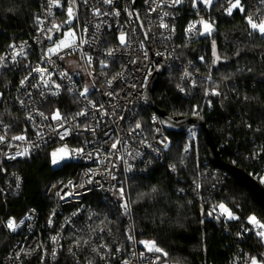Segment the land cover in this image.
Returning <instances> with one entry per match:
<instances>
[{
	"label": "built area",
	"instance_id": "2783aa9c",
	"mask_svg": "<svg viewBox=\"0 0 264 264\" xmlns=\"http://www.w3.org/2000/svg\"><path fill=\"white\" fill-rule=\"evenodd\" d=\"M60 3L61 7L52 8V15H48V0H38L36 18L40 17L43 24H38L35 19L32 33L16 44L25 45L26 57H18L16 63L9 59L5 62L6 67H0V74L21 71L13 85L12 99L16 111L22 115L24 122L21 129H16L15 123L7 125L0 123V136H5L4 143H0V190H2L0 203L5 206L6 212L7 199L20 196L24 188L23 175L15 169L6 171V166L30 161L47 148L51 155L62 147L68 150L83 149V152L76 153L71 159L62 160L58 164L52 163V170L66 165H73L75 169L65 180L51 182L47 186L45 194L52 201V206L45 217L35 207H29L23 218L16 222L18 227L15 231L8 229V221L1 222L6 234L13 239L12 246L4 256L3 264H23L25 260L32 258H36V264H47L58 260L63 252H66L76 264H89V261L92 264H123L124 260H128L129 264H153L159 254L148 252L144 245L139 243L132 209L129 207V213L125 214L122 207L125 199L121 198L120 193L115 194L116 190L125 189L129 178L150 177L157 166L166 163L167 155L172 149V141L167 136L160 116L148 104V86L158 68L164 67V73L178 70L179 84L176 91L180 97L188 99L194 96L201 82L217 84L208 91L203 109H213L214 101L217 100L218 106L224 112L222 102L230 99L231 84L226 79L217 83L213 75L203 69L206 63L204 57L184 62L178 56L179 36L182 35L188 41L193 39L202 25L196 23L197 31L187 33L189 24L198 22L201 18L205 20V12L201 11L199 4L193 7L192 14L184 23L182 12L184 0L176 7L164 6L157 8L156 11H150L154 6L152 0L147 2L139 0L137 13L147 33L145 39L133 11V0H114L112 5H105L101 0H88L87 4L80 0L81 9L79 8L77 13L76 22L72 27L64 29L61 37L54 41L64 39V33L73 29L78 38L83 37L87 42L71 55L61 52L63 59L52 55L51 61H48L45 59V53L53 43L49 44V40L40 29L46 30L53 22L64 20L67 5H64L62 0ZM93 8H100L102 12L119 11L120 15L96 17L92 14ZM257 8L260 9V15H264V5H260L259 0H255L251 10L255 12ZM165 11L169 13L164 17V23L169 25L167 29L159 26L160 16ZM121 31L128 34L126 46L119 44L118 36ZM54 33L55 31L51 35L54 36ZM109 49H114L112 56L106 55ZM11 53V48L0 50V56H10ZM88 56L92 57L90 67L86 59ZM100 61H105L108 67L102 68ZM37 67L47 69V72L52 73L51 80L61 84L58 96L49 94L42 98L39 92L47 90L43 87L39 90L33 87L40 79L39 73L31 72ZM62 71H66L70 79H61L59 72ZM89 72L92 75H89ZM185 72L190 75L186 77ZM26 76L29 77V81L21 87L20 81ZM113 77L115 79H112ZM110 79L112 84L109 87L107 81ZM86 85L89 88L88 100L97 106L102 104L109 115L96 113L88 100L79 96V92ZM181 88L184 91H181ZM213 89L219 91L221 95H211ZM109 92L114 95L109 96ZM28 93L32 94L31 97L27 95ZM19 100H24L25 104L22 106ZM56 109L68 118L65 127L71 129V134L66 135L63 140L58 134V131L63 132V129L59 128V122L50 119ZM81 110H87L88 115L72 120V117ZM29 112L33 114L32 120L27 119ZM38 112H43L49 119L44 120ZM153 116L156 117L155 121ZM192 117L204 118L206 121L204 110H195ZM137 122L142 128L132 132ZM77 123L81 127H76ZM85 124L95 127V133L84 131ZM229 124H232V120H229ZM200 128L202 127L190 126L185 133L191 141L196 142ZM19 130L21 132H18ZM19 135L25 136L26 140L12 139L13 136ZM117 139L121 143L117 145L116 150H112L111 144ZM161 141H166L167 148ZM25 148L29 149V155L9 158ZM89 153L92 155L89 156ZM254 159L256 164L260 163L259 156L255 155ZM261 164V174L251 175L263 183L261 177H264V163ZM168 167L173 172L171 165ZM105 169H109L111 174ZM89 170L95 173L91 177V183L87 182L89 176L86 173H89ZM112 175L116 178L112 179ZM230 176L225 172L221 182ZM17 177L20 178L19 188L16 186ZM69 181L83 186L64 187ZM197 184L200 186L199 189L196 187ZM201 185V178L194 179L181 191L185 194L191 192L194 200L205 208L208 215L217 206L211 201L216 188L213 189L214 186H211L212 189L203 192ZM58 191L64 199L56 195ZM66 193L68 195H65ZM103 206L108 207L111 213H105ZM220 212L221 210L217 208L208 217L218 224H226L229 220L221 216ZM216 216H220V219L217 220ZM21 221L23 223H20ZM245 229H253V225H247ZM129 234L134 237L133 241L127 239ZM53 236L58 237L56 242L52 241ZM77 240H80L79 247L76 246ZM86 240L88 244H84ZM100 244H107L110 248V251L100 250V254L105 255L106 259H100V256L92 251L94 246L98 248ZM117 248L121 251L117 252ZM140 253H144L143 257ZM233 264L244 263L236 258Z\"/></svg>",
	"mask_w": 264,
	"mask_h": 264
},
{
	"label": "trees",
	"instance_id": "16d2710c",
	"mask_svg": "<svg viewBox=\"0 0 264 264\" xmlns=\"http://www.w3.org/2000/svg\"><path fill=\"white\" fill-rule=\"evenodd\" d=\"M62 1L66 5L68 0ZM184 1L185 23L192 14L193 0ZM76 2L81 9L80 0ZM242 3L245 13L234 10L231 16L224 11L227 0H213L210 8L198 3L205 12V20L214 22L212 34L201 36L198 33L189 41L180 35L178 39V56L184 62L202 56L206 62L203 69L211 73L217 83L223 79L230 82L231 97L222 102L224 112L217 100L213 109H203L206 92L217 84L201 82L194 96L180 97L176 91L179 71L175 69L160 77L153 99L160 110L173 117H192L195 110H204L207 129L221 158L257 176L264 163V38L259 33L250 36L245 20V15L253 12L255 0H242ZM37 12L38 0H0V50H7L9 45H16L32 33ZM213 41L220 57L216 64H213ZM20 72L0 74V93L4 94L0 99V123H15L16 129L24 126L12 99L13 85ZM169 134L172 149L166 163L157 166L148 178L134 177L126 181L123 198L132 209L137 239L155 241L168 253L166 258L161 256L160 264H233L236 258L245 264L252 256L264 258V244L253 230L244 231L247 225L252 226L248 223L249 216L264 222L263 207L232 176L221 182L226 171L210 162L202 128L196 142L186 133ZM257 152H261L259 164L254 159ZM51 165L52 155L47 148L30 161L6 166V171L15 169L23 175L24 188L20 196L7 199V212L0 203V264L13 243L1 222L20 221L29 207H35L45 217L52 206L45 194L47 186L65 180L75 169L73 165H66L52 170ZM169 165H175L176 170L171 172ZM198 178H201L203 192L212 189L211 186L216 188L212 203H224L239 219L218 224L208 217L191 192L182 193L181 189ZM153 188L157 191L152 192ZM103 211L111 213L106 206ZM36 261L32 258L23 264H36ZM47 264L76 263L63 252L58 260Z\"/></svg>",
	"mask_w": 264,
	"mask_h": 264
},
{
	"label": "snow or ice",
	"instance_id": "6c2138e0",
	"mask_svg": "<svg viewBox=\"0 0 264 264\" xmlns=\"http://www.w3.org/2000/svg\"><path fill=\"white\" fill-rule=\"evenodd\" d=\"M88 0H84V3L87 4ZM147 2V0H146ZM101 3L105 4V5H112L114 3V0H101ZM153 3V7L150 8V11H156L157 8H162L164 6H167L169 8L172 7H176L177 5L183 3V0H152ZM198 3H202L206 8H210L213 4V0H193V7H197ZM260 5H264V0H259ZM54 7H61V3L60 0H48V5H47V12L48 15H52V11L51 9ZM75 7H76V0H69V4L67 7V17L68 19L64 22V23H68L71 24L72 20L77 19L76 16V12H75ZM234 10H238L241 13H245V6L242 3V0H227V7L224 9V11L226 12L227 15L231 16L234 12ZM125 11H127V9H125ZM92 14L93 16L96 17H100V16H107V15H115V16H119L120 13L119 11H114V12H102L100 8H93L92 9ZM129 15H132V13H129ZM169 13L167 11L163 12V14L160 16V27L161 28H169V25L164 23V17L168 16ZM138 15H137V19H138ZM37 23L38 24H43V20L40 19V17L36 18ZM245 20L250 28V32L249 35L251 36L253 33H259V35L264 38V15H260V9L257 8L255 12H251V13H247L245 15ZM196 23H199L202 25L203 27V31L199 32L200 35H211L212 31H213V24L214 22L212 21H206L203 18H201L200 21L198 22H193L191 24H189L188 28L186 29L187 33H192L194 31H197L196 29ZM62 25L57 24L55 22L52 23L51 27L48 29H44L41 28V32L45 35V38L48 40H52L53 37L51 35V33L58 32L60 30ZM97 28H99V25L96 26ZM141 27H143V25H141ZM84 31H86V28L84 29ZM174 31V29H173ZM64 39H60L59 41H53V46L49 47L47 49V52L45 53V59L48 61H51V56L52 55H56L59 59H63L64 57L62 55H60L61 52H65L66 55H71L74 51L78 50L80 48V46L83 43H86L87 41H85L83 39V37H77V33L75 30L73 29H69L68 32L64 33ZM145 39H147V33H145ZM118 41L119 44L121 46H126L128 44V34L124 31H121L119 36H118ZM9 47L12 49V53L10 54V56H0V67H6V61L7 60H11V62L16 63L17 62V58L18 57H26L27 53L25 51V45L21 44L19 46L13 44V45H9ZM141 47H143V44H141ZM67 50V51H66ZM114 52V49H109L106 53L107 56H112ZM213 53L215 56V59L213 60V64H215L220 57L218 55L215 54V41H213ZM145 57H147V53L145 52ZM87 62L89 67L91 66L92 63V57L88 56L86 57ZM201 59H203V57H201ZM101 67L102 68H107L108 65L105 61H100ZM249 71H251V69H249ZM31 72H36L40 74V79L39 82L36 85H33L34 88L36 89H40L41 87H43L44 89H46L47 91H40L39 95L42 98H46L47 95H53V96H58L59 95V89L61 88V84L56 83L55 81L51 80V76L52 73L47 72V69L45 68H41V67H37L35 69H32ZM31 72L29 73V76H31ZM89 75H92L91 72L88 73ZM184 75L187 77L190 75V73L185 72ZM47 77V78H46ZM59 77L61 79L64 78H68L70 79L69 74L66 71H62L59 72ZM112 79H115V77H113ZM209 79H211V77H209ZM29 81V77L26 76L23 80L20 81V85L21 87H23L27 82ZM108 86L110 87L112 84V80H108L107 81ZM133 87H135V85H133ZM55 89V90H53ZM181 91H184L183 88L180 89ZM88 92H89V88L86 85L82 91L79 92V96L83 97L85 100H88ZM209 94L206 92V95ZM3 93H0V99H2L3 97ZM29 97H31V93L27 94ZM109 96H113L114 93L109 92L108 93ZM211 95H216L219 96L221 95V93L215 89H213L211 91ZM245 99H248L247 97H245ZM19 103L23 106L25 104L24 100H19ZM88 103L91 105L92 109L96 110V113H99L101 115H109V113L107 111H105L103 109V105H99L97 106L95 103H93L91 100H88ZM38 115L40 117H42L44 120H48L49 117L46 116L43 112H38ZM88 112L87 110H81L80 112L76 113L75 116L72 117V120H76L77 117L79 116H87ZM27 119L28 120H32L33 119V114L31 112L28 113L27 115ZM51 120L54 121H58L59 122V128L63 129V132H59L58 134L60 135V139L63 140L64 137L66 135L71 134V129L65 127V123L68 121V118L63 116L61 114V112L59 111V109H56L51 117ZM153 120H156V117L153 116ZM99 122L97 121V126H98ZM7 127V126H5ZM76 127H81V125L79 123L76 124ZM249 127H251L249 125ZM142 125L137 122L135 124V128L132 129V132H135L138 129H141ZM83 130L84 131H91L93 133H95L96 128L85 124L83 125ZM159 131V130H157ZM39 134V133H38ZM131 134V133H130ZM107 135V133H106ZM13 140H19V141H23L26 140V137L23 135H19V136H13L12 137ZM5 141V136H0V143H4ZM121 141L120 140H115L112 144H111V149L112 150H116L117 149V145L120 144ZM161 143L164 144V147L167 148V143L166 141H161ZM188 151V147H185V152ZM57 152L62 153V155L59 156V158H57ZM57 152H53L52 153V163L53 164H58L60 163L62 160L65 159H71L73 157L74 154L79 153V152H83V149H76V150H68L66 147H62L61 149H58ZM29 155V149L25 148L23 151H17L15 153V155L9 157L11 159H15L17 156H27ZM89 156H91L92 154L89 153ZM97 155L99 156V153H97ZM257 156L260 155L259 152L256 153ZM101 163H103V161H101ZM171 168L173 171L176 170V166L175 165H171ZM130 170V166L129 169ZM105 171L110 173L109 169H105ZM95 173L92 172V170H89V173H86V175L89 176V180L87 181L88 183H91V177L92 175H94ZM116 177L114 175H112V179H115ZM20 178L17 177V188H19L20 186ZM261 181L264 182V177H261ZM69 186H80L82 187V184H74L72 181H69L68 185H64V187H69ZM197 189H199V185L197 184ZM2 191V190H0ZM120 192L121 198H123V194H124V189L120 188L118 190ZM157 189L153 188L152 192H156ZM57 196H60L61 199H64V196L60 195V191H58L56 193ZM65 195H68V193H66ZM122 207L124 208L125 214H128L130 209H129V205L127 202L123 203ZM220 209L222 210L220 212L221 216H224L226 220H236L239 219L238 216H236L224 203H220L217 206H215L213 208V212L209 213L208 215H212L216 209ZM91 218V217H90ZM216 219L219 220L220 216H216ZM248 223L253 225V229H244L245 232L247 231H251L254 230L255 231V235L257 236V238L259 239L260 243L264 244V222L258 220L255 216H249L248 218ZM20 223H23V221H21ZM49 223H51V220L49 221ZM7 227L9 230L11 231H15L16 228L18 227V224L14 221V220H9L7 223ZM101 231H103V229H101ZM238 236L241 235L240 233L237 234ZM53 242H56L58 240L57 236H53L51 237ZM127 239L129 241H133L134 237L132 235H128ZM139 243L143 244L145 249L148 252H155V253H159L160 256H157L153 262V264H160V258L162 257H167L168 253L166 251H164V249H162L161 247H159L155 241H144L141 240L139 241ZM84 244H88V241H84ZM80 245V240L76 241V246L79 247ZM104 249L105 251H110V248L107 244H100L99 247H93L92 251L97 253V255L100 256V259H106L107 257L105 255H101L100 254V250ZM21 251H23V249H21ZM71 251V250H70ZM117 252L121 251L120 248L116 249ZM73 255H75V253H73ZM141 257H143L144 253H140ZM53 256H55V251L53 252ZM262 256H264V254H262ZM19 258V255H17V259ZM89 264H92L91 261H89ZM123 264H129L128 260H124ZM245 264H264V258H257L255 256L249 257V259L245 262Z\"/></svg>",
	"mask_w": 264,
	"mask_h": 264
},
{
	"label": "water",
	"instance_id": "95a60500",
	"mask_svg": "<svg viewBox=\"0 0 264 264\" xmlns=\"http://www.w3.org/2000/svg\"><path fill=\"white\" fill-rule=\"evenodd\" d=\"M139 0H133V11L134 14L137 18V4H138ZM69 4V0L67 1V7ZM67 7L65 10V18L63 21L61 22H57V24L62 25L60 30L58 32L54 33V36L52 40H49V44H52L53 41L58 38L61 37L62 31L64 29H68L70 27H72L74 25V23L76 22L77 19L72 20L71 24L68 23H64L68 17H67ZM75 12H76V16L77 13L79 12V7L78 4L76 2V7H75ZM139 17V15H138ZM140 28L142 29V32L145 34V30L143 27H141L142 21L140 19V17L137 19ZM164 73V67H160L158 68V70L156 71V73L154 74L153 79L151 80L148 89H147V101L149 106L158 113V115L160 116L164 129L168 132V133H177V134H181L184 133L190 126H201L205 136H206V140L209 146V150H208V156L210 159V162L221 168L222 170L226 171L227 173H229L237 182L239 185H241L242 187L247 188L252 195L256 198L257 202L263 207L264 209V185L263 183H261L259 181L258 178L253 177L251 174L247 173L245 170L236 167L234 165H231L227 162H225L220 154L219 151L217 149V145L214 142L211 134L209 133L207 126H206V121L204 118H193V117H173L170 114H168L165 111L160 110L154 102L153 99V93L154 90L156 88V86L159 83L160 80V76Z\"/></svg>",
	"mask_w": 264,
	"mask_h": 264
},
{
	"label": "rangeland",
	"instance_id": "374dc122",
	"mask_svg": "<svg viewBox=\"0 0 264 264\" xmlns=\"http://www.w3.org/2000/svg\"><path fill=\"white\" fill-rule=\"evenodd\" d=\"M201 31H203V27H201ZM201 31H200V32H201ZM201 36H204V35H201ZM215 54L217 55L216 51H215ZM213 56H214V53H213ZM214 59H215V56H214ZM219 61H220V59H219L216 63H218ZM216 63H215V64H216ZM70 73L73 74L71 71H70ZM184 133H185V132H184ZM167 136L171 139L170 134H169L168 132H167ZM60 155H62V153L57 152V158H59ZM119 193H120V192H119L118 190L115 191V194H119ZM221 211H222V210H221Z\"/></svg>",
	"mask_w": 264,
	"mask_h": 264
}]
</instances>
